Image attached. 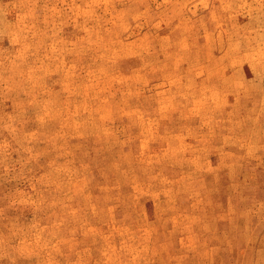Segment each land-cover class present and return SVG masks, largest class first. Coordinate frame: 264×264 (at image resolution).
Returning a JSON list of instances; mask_svg holds the SVG:
<instances>
[{"label":"rangeland","instance_id":"1","mask_svg":"<svg viewBox=\"0 0 264 264\" xmlns=\"http://www.w3.org/2000/svg\"><path fill=\"white\" fill-rule=\"evenodd\" d=\"M0 264H264V0H0Z\"/></svg>","mask_w":264,"mask_h":264}]
</instances>
